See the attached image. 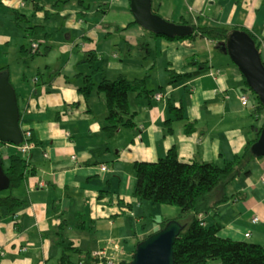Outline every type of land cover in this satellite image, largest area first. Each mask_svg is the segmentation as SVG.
<instances>
[{
  "label": "crops",
  "instance_id": "1",
  "mask_svg": "<svg viewBox=\"0 0 264 264\" xmlns=\"http://www.w3.org/2000/svg\"><path fill=\"white\" fill-rule=\"evenodd\" d=\"M153 3L168 20L178 22L185 17L199 25H220L231 30L245 28L262 41L260 51L264 53V0H173L169 5L168 0H153ZM27 5L32 6L24 0H0V68L8 67L10 77L11 63L19 62L21 46L30 41L15 21L14 10L22 13L20 8ZM43 5L49 11L48 17L44 11L35 12L33 6L29 14L23 13L29 25H43L50 34L63 27L62 18L66 16V24L85 32V38L99 39L98 26L90 29L77 7L59 11V2ZM33 19L38 22L32 23ZM129 23L122 30L111 24V33L121 32L129 59L117 62L114 59L118 53L113 51L108 73L104 74L101 56L95 49L86 48V44L84 54L87 50L97 53L100 57L97 65L105 76L149 75L147 85L153 95L165 93V101L129 94L135 127L120 128L114 137L105 138L104 97L94 91L85 100L79 91L85 83L84 75L91 73L87 63L78 65L84 57L68 61L72 72L80 67L75 80L63 74L59 65L46 64L45 73L34 75L33 85L26 86L24 92L15 89L22 97L21 129H30L38 144L29 158L34 175L26 176L16 188L18 193H9L21 199L23 205L12 213H2L0 218V264H67L61 262V257L69 242L81 250L72 255L75 262L98 249H105L121 260L129 259L136 245L133 243L157 227L143 224L148 217L177 212L162 207L169 205H153L134 197L136 161H156L174 147L181 161L223 165L255 136L253 120L257 119L251 113L252 97L247 106L237 98L240 93H246L242 90L245 78L216 42L200 36L167 40L153 36L139 24L127 27ZM104 31L109 33L110 28ZM35 41L40 49L37 36ZM65 44L62 50L67 54L70 48ZM75 44L84 45L81 41ZM139 46L141 55L136 59L131 51ZM205 48L207 55H203ZM169 68L190 76L170 85ZM212 69L220 70L216 78L209 74ZM37 76L40 84L35 82ZM99 79L98 74L95 81ZM22 80H27L24 71ZM169 102L184 108V120L174 119ZM190 122L191 131L186 132L185 125ZM1 149L3 155L17 151L10 144ZM100 163L107 164L109 170L101 171ZM263 174L264 159H254L248 172L243 171L226 188L228 195H237L210 212L205 224H220L221 237L264 245ZM256 215L259 221L254 223L252 219ZM248 232L250 236L245 238ZM121 248L124 252H119Z\"/></svg>",
  "mask_w": 264,
  "mask_h": 264
},
{
  "label": "trees",
  "instance_id": "2",
  "mask_svg": "<svg viewBox=\"0 0 264 264\" xmlns=\"http://www.w3.org/2000/svg\"><path fill=\"white\" fill-rule=\"evenodd\" d=\"M24 1L31 4L35 12L44 11L45 16L48 17L49 11L45 10L41 2L42 0ZM80 1L84 2V0ZM152 11L159 14V9L155 6L153 0ZM14 14L15 21L23 29L21 21H26L25 14L17 10H14ZM176 23L191 25L193 33L185 37H168L148 32L155 37L167 40L195 39L200 36L216 42L217 46L225 50L230 32L233 29H240L247 31L253 37L259 49L263 44L254 34L242 27H235L231 30L220 25H199L190 22L185 17ZM137 24L134 20L127 27ZM23 31L25 37L30 41L21 46L20 58L25 64H28L35 55L40 53L39 48L34 53L31 50V43L35 41V36L45 33L44 36L48 38L50 34L46 33L43 25H29ZM99 58L94 50H87L85 52V56L81 62L89 65L91 73L84 75L85 83L80 86L79 91L85 100H88L94 91L103 95L107 114L102 131L105 138L110 139L118 133L120 128L136 126V122L134 121L135 115L130 107L129 94L136 93L139 97L151 99L153 92L147 85L149 75L129 77L126 74H119L115 78L110 79L103 74L102 67L97 65ZM201 65H204V63H201ZM0 72L9 74L8 67L0 68ZM168 73L170 85L182 82L190 76L188 73L177 72L171 68L168 69ZM98 74L100 75V79L96 82L95 77ZM36 78V83L40 84L38 83V76ZM242 90L247 94L249 93V97H252V101L250 97L252 116H255L257 120H262V124L260 126L253 125V128L256 129L255 136L247 140L243 150L239 154H236L229 160H225L223 165L204 161H181L174 147L164 157L156 161H136L134 163L135 183L133 195L137 200L153 205H173L180 208V213L176 217H165L160 221L152 219L155 222L153 224L157 226L153 232L163 228L170 220H177L184 226L174 244V264H209V260L215 259L221 260L222 264H264V245L250 242L249 240H235L221 237L218 234L221 228L220 224L203 225L199 218V215L203 214L205 219L210 212L217 210L218 205L233 199L237 194L228 195L226 191L227 186L234 182L243 171L248 172L250 163L254 159L264 157H256L251 152V146L258 139L264 123V106L258 96L248 87L246 81ZM16 95L20 107V116H22L23 109L20 106L22 97L18 91H16ZM168 108L175 120L185 119V112L182 106H176L172 102H169ZM192 124L190 122L185 125L186 132L191 131ZM30 141L35 142L36 145L38 144V140L33 133ZM5 145L8 144L0 141L1 158L3 155L1 148ZM17 151L8 154L7 167H5L3 161L5 174L9 178L8 189L11 190L19 188L26 176L34 175L35 173V170L30 167L29 158L31 155L27 158L22 155L19 149ZM102 164L108 167L105 163H100L98 167ZM22 205L23 201L12 194L0 195V218L2 213H12ZM79 225L81 227L84 226L83 222H79ZM153 232L147 233L142 239L138 240L133 252L137 244ZM80 251L72 242L67 243L61 257V262L64 263L66 261L67 264H92L93 260L90 253L81 257L80 262H75L72 255L80 253ZM130 259L131 257L124 259L120 264H130Z\"/></svg>",
  "mask_w": 264,
  "mask_h": 264
},
{
  "label": "water",
  "instance_id": "3",
  "mask_svg": "<svg viewBox=\"0 0 264 264\" xmlns=\"http://www.w3.org/2000/svg\"><path fill=\"white\" fill-rule=\"evenodd\" d=\"M130 9L135 21L145 30L168 37H185L193 33L188 24L170 21L152 11V0H130ZM233 63L238 67L249 88L264 106V61L253 37L244 30L233 29L225 46ZM20 107L16 90L9 74L0 72V141L18 145L23 141L20 126ZM251 152L256 157L264 156V123ZM9 178L5 174L0 156V191L8 189ZM184 226L170 220L163 228L151 233L139 242L132 254L130 264H174V244Z\"/></svg>",
  "mask_w": 264,
  "mask_h": 264
},
{
  "label": "rangeland",
  "instance_id": "4",
  "mask_svg": "<svg viewBox=\"0 0 264 264\" xmlns=\"http://www.w3.org/2000/svg\"><path fill=\"white\" fill-rule=\"evenodd\" d=\"M173 0H168L167 5H169ZM43 4H49L53 6L56 2H59V5L57 6V9L60 10H66L69 8L77 7L80 11L83 12V19L86 21L87 26L90 29H93L94 27L98 26L99 28V39L93 38V41L89 39V37H84V33L81 31L76 30L74 27L69 26L66 24V16H64L63 19V27L59 28L58 30L55 29L50 32V36L46 38L44 35H37V38L40 40V53L35 55L34 58H32L28 64L24 65V62L22 59L19 60L18 63L12 62L11 63V83L13 84L14 88L18 91L24 92V90L27 87H30L34 83V75H36L38 72L45 73L44 66L46 64H51L52 66H60V71L63 74H67L70 78V80H75L76 74L79 72L80 67L75 68V72L71 71V62H68L70 59L73 58V60L76 59H82L84 54V48L86 47V44H88V47L90 49H95V51L101 56L100 61L104 65L105 73H108V64L111 60L112 52L115 51L118 53V58L114 59L117 62H121V60H126L130 58V55H128V46L122 38L121 32L119 33L117 30H122L123 26L126 23H129L134 18L131 9H130V1L129 0H120L118 2L110 3V0H84V2H81L80 0H42ZM105 3V4H104ZM104 6V8H102ZM32 10V6L27 5L26 7L20 8V11L22 13L29 14ZM160 14V13H159ZM161 15V14H160ZM162 16V15H161ZM171 21H174L173 19H169ZM179 20V19H178ZM32 23L38 22L37 20L34 21V19L31 21ZM177 22V21H174ZM111 24H113V27H115L117 30H115L113 33H111ZM21 25L23 26V29L25 30L29 23L26 21H21ZM104 28H110V32L104 31ZM85 31V30H84ZM96 31V30H95ZM82 33V34H81ZM77 41L83 42L84 45H76L75 43ZM90 42H93L92 45ZM67 43L68 47L70 48L69 53L66 54L67 51H63L62 48ZM140 51L141 46L134 47V49L131 51L132 55L136 59H140ZM207 55V49L205 48V51L203 52V55ZM74 56V57H73ZM116 56V57H117ZM143 57V56H141ZM262 58H264V53L262 52ZM72 60V62H73ZM162 60V56L159 55V63ZM126 66H130V64L125 63ZM73 65V64H72ZM78 65H83V63H78ZM87 69L90 70V67L88 65L86 66ZM39 70V71H38ZM25 72V75L27 77L26 81L22 80V72ZM44 75V74H43ZM42 75V76H43ZM107 76V75H106ZM117 76V75H116ZM115 76V77H116ZM111 79V75L107 76ZM114 77V78H115ZM134 93H131V96H133ZM103 96V95H102ZM107 113V112H106ZM253 123L256 126H260L262 124V120H253ZM12 153V151H10ZM9 153V154H10ZM4 165L5 167L8 166V154L2 155ZM264 159V158H261ZM19 191L17 189L11 190V189H5L3 191H0V195H7L9 193H18ZM164 209L165 207H170L171 209H174V211H177L176 213H172L171 211H166L165 213H162L161 215L155 216V217H148L147 221L143 224H149V226H153V223H155L152 219L160 221L165 217H171L173 215H176L177 213H180V208L177 206H162ZM168 214V215H167ZM159 217V218H158ZM153 221V222H152ZM250 242H254L250 240ZM133 244H136L133 243ZM122 260L120 259L119 264ZM209 264H222L221 260L215 259V260H209Z\"/></svg>",
  "mask_w": 264,
  "mask_h": 264
},
{
  "label": "built area",
  "instance_id": "5",
  "mask_svg": "<svg viewBox=\"0 0 264 264\" xmlns=\"http://www.w3.org/2000/svg\"><path fill=\"white\" fill-rule=\"evenodd\" d=\"M113 2H118L119 0H111ZM39 48V43L38 41H33L31 44V49L32 52H36V50ZM220 70L216 69V70H210L209 74L216 78L217 75H219ZM37 81V79H35V82ZM153 98L156 101H165L166 99V95L165 93L159 92V93H155L153 95ZM237 98L239 99V101H241V103L245 106L249 105V96L247 93H240ZM30 138H32V131L30 129H26L23 130V141L18 144V145H14L11 144L13 146H15L17 149H19L22 153V155L24 157H29L31 155L32 150L36 147V143L33 141H30ZM45 156H47V154H45ZM72 159H76V156H73ZM99 169L101 171H108L109 168L107 166H105L104 164H102ZM263 178H264V174H263ZM46 186V184H44ZM199 218L201 219V224H205V221H203L204 216L203 214L199 215ZM252 221L254 223L259 221V217L256 215L253 217ZM250 236V232L245 234V238H248ZM114 248H118V244H116L114 246ZM122 249V248H121ZM119 250V252H122V250ZM124 252V251H123ZM91 257H92V264H119L120 258L116 257L117 255H113V254H108V252L105 249H98L95 251L91 252Z\"/></svg>",
  "mask_w": 264,
  "mask_h": 264
},
{
  "label": "clouds",
  "instance_id": "6",
  "mask_svg": "<svg viewBox=\"0 0 264 264\" xmlns=\"http://www.w3.org/2000/svg\"><path fill=\"white\" fill-rule=\"evenodd\" d=\"M32 44V43H31ZM32 50V49H31ZM261 50V49H260ZM32 53H34V52H32ZM37 79V78H36ZM37 82V81H36ZM133 254V253H132ZM132 257V256H131Z\"/></svg>",
  "mask_w": 264,
  "mask_h": 264
}]
</instances>
